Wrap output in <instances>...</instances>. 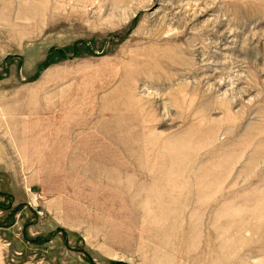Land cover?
Listing matches in <instances>:
<instances>
[{
    "label": "rangeland",
    "instance_id": "rangeland-1",
    "mask_svg": "<svg viewBox=\"0 0 264 264\" xmlns=\"http://www.w3.org/2000/svg\"><path fill=\"white\" fill-rule=\"evenodd\" d=\"M0 119V264H264V0H0Z\"/></svg>",
    "mask_w": 264,
    "mask_h": 264
},
{
    "label": "crops",
    "instance_id": "crops-1",
    "mask_svg": "<svg viewBox=\"0 0 264 264\" xmlns=\"http://www.w3.org/2000/svg\"><path fill=\"white\" fill-rule=\"evenodd\" d=\"M1 121H2V120L0 119V125H2ZM45 122L49 123V121H45Z\"/></svg>",
    "mask_w": 264,
    "mask_h": 264
}]
</instances>
